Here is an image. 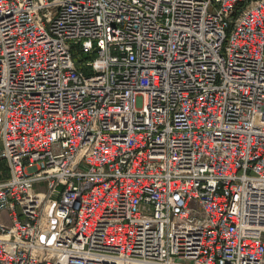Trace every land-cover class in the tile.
Listing matches in <instances>:
<instances>
[{"label": "built area", "instance_id": "built-area-1", "mask_svg": "<svg viewBox=\"0 0 264 264\" xmlns=\"http://www.w3.org/2000/svg\"><path fill=\"white\" fill-rule=\"evenodd\" d=\"M0 264H264V0H0Z\"/></svg>", "mask_w": 264, "mask_h": 264}, {"label": "rangeland", "instance_id": "rangeland-1", "mask_svg": "<svg viewBox=\"0 0 264 264\" xmlns=\"http://www.w3.org/2000/svg\"><path fill=\"white\" fill-rule=\"evenodd\" d=\"M7 168V162L0 163V170Z\"/></svg>", "mask_w": 264, "mask_h": 264}]
</instances>
